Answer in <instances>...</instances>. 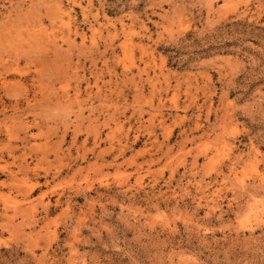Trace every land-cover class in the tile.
<instances>
[{"label":"rangeland","instance_id":"rangeland-1","mask_svg":"<svg viewBox=\"0 0 264 264\" xmlns=\"http://www.w3.org/2000/svg\"><path fill=\"white\" fill-rule=\"evenodd\" d=\"M0 264H264V0H0Z\"/></svg>","mask_w":264,"mask_h":264}]
</instances>
